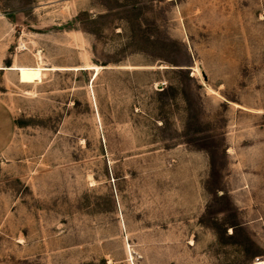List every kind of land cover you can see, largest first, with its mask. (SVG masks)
Listing matches in <instances>:
<instances>
[{"label":"rangeland","instance_id":"374dc122","mask_svg":"<svg viewBox=\"0 0 264 264\" xmlns=\"http://www.w3.org/2000/svg\"><path fill=\"white\" fill-rule=\"evenodd\" d=\"M0 66V264H264V0H0Z\"/></svg>","mask_w":264,"mask_h":264},{"label":"bare ground","instance_id":"6f19581e","mask_svg":"<svg viewBox=\"0 0 264 264\" xmlns=\"http://www.w3.org/2000/svg\"><path fill=\"white\" fill-rule=\"evenodd\" d=\"M39 57L42 58L41 55H39ZM12 69L17 70V69H19V68H12ZM21 69H22V70H23V69H24V70H31L32 68H21ZM90 69L94 70V75H95V76H97V75L99 74V72H100V67H99V66H91ZM36 70H37V69H36ZM67 70L72 71V69H67ZM74 70H75V69H74Z\"/></svg>","mask_w":264,"mask_h":264},{"label":"crops","instance_id":"0c3cea01","mask_svg":"<svg viewBox=\"0 0 264 264\" xmlns=\"http://www.w3.org/2000/svg\"><path fill=\"white\" fill-rule=\"evenodd\" d=\"M12 67V66H11ZM0 68H2V70H5L7 68H10V67H3V66H0Z\"/></svg>","mask_w":264,"mask_h":264}]
</instances>
